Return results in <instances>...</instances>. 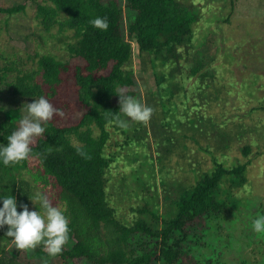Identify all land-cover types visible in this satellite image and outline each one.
<instances>
[{
    "label": "rangeland",
    "instance_id": "obj_1",
    "mask_svg": "<svg viewBox=\"0 0 264 264\" xmlns=\"http://www.w3.org/2000/svg\"><path fill=\"white\" fill-rule=\"evenodd\" d=\"M23 1L0 0V7ZM192 2L199 21L188 55L179 62L180 74L159 90H149L153 95L147 88L153 86L154 73L167 74L176 65L153 70L148 56L131 41L128 66L135 71L141 97L146 94L148 103L160 108L159 120L151 117L147 122L130 121L123 129L109 128L104 151L111 159L108 202L120 221L133 220L135 210L145 204L169 218L180 190L210 172L214 161L226 168L249 162L243 183L234 177L223 179L217 191L223 211L210 218V231L199 244L191 242L190 255L195 264H264V234L252 230V221L264 212V0ZM36 5L11 15L0 12V68L5 75L0 82V124L14 121L15 128L26 114L27 100L10 92L8 84L22 72L35 70L42 55L75 62L66 51L72 33L58 25L46 28L36 19ZM169 91L172 98L167 100L163 93ZM40 175L33 160L26 174L31 199L37 193L47 196L69 220L60 187L51 177ZM32 202L30 210H40L39 201ZM72 245L68 237L64 248ZM0 247L17 262L41 264L32 259L33 249H17L4 241ZM132 249L137 252L135 244Z\"/></svg>",
    "mask_w": 264,
    "mask_h": 264
},
{
    "label": "trees",
    "instance_id": "obj_2",
    "mask_svg": "<svg viewBox=\"0 0 264 264\" xmlns=\"http://www.w3.org/2000/svg\"><path fill=\"white\" fill-rule=\"evenodd\" d=\"M38 1L24 0L10 8L0 7V12L20 13L37 3L36 19L46 28L58 25L60 30L72 33L66 51L75 62L42 55L35 70L22 72L8 84L10 92L26 98L27 103L43 96L55 108L63 109L64 115H54L46 122L45 133L32 142V153L26 160L7 166L0 163V196H14L18 212L22 205L30 209L31 187L26 174L34 160L42 171L39 177H51L61 189L70 213L68 237L73 245L57 255H49L43 245H38L33 248L32 259L41 264H51L52 260L58 264H185L184 259L186 264H195L190 255L191 242L203 240L210 231V218L224 208L217 198L220 184L225 177L243 183L249 162L226 168L214 161L210 172L180 190L173 201L172 217L166 218L145 204L135 210L133 220L120 221L107 198L111 159L104 153L109 128L123 129L120 121L130 122L119 111L117 94L134 96L142 104L145 101L154 110L151 117L159 120L160 108L153 100L148 103L151 99L146 94L141 97L135 71L128 66L131 41L148 56L153 70L176 65L167 74L162 70L154 73L153 86L147 88L150 95L149 90H159L162 83L180 74L179 62L188 55L199 21L192 0ZM98 16L107 17L106 31L90 23ZM198 64L188 71L195 72ZM4 79L0 68V82ZM163 94L167 100L172 98L170 91ZM13 130L14 121L0 124V144L7 143ZM248 153L244 148L243 154ZM6 231L7 226L0 229V242L10 244ZM0 264L22 263L0 247Z\"/></svg>",
    "mask_w": 264,
    "mask_h": 264
},
{
    "label": "clouds",
    "instance_id": "obj_3",
    "mask_svg": "<svg viewBox=\"0 0 264 264\" xmlns=\"http://www.w3.org/2000/svg\"><path fill=\"white\" fill-rule=\"evenodd\" d=\"M90 23L97 29L106 31L109 27L107 17H96ZM119 96V111L130 121L147 122L153 114V108L142 104L134 96L124 93ZM26 105V114L19 120V125L7 137L6 144H0V163L7 166L26 160L32 153L35 138L45 133V124L54 115L63 117V109L55 108L43 96L33 99ZM128 120H121V126H126ZM32 199L38 200L40 210H30L22 205L17 211L14 196H0V229L7 226L5 234L11 238L12 244L21 250H30L43 245L49 255L62 252L69 233V220L65 213L53 206L47 196L37 193ZM32 199L31 202H32ZM33 204V202H32ZM34 205V204H33ZM252 230L264 234V214L257 215L252 221Z\"/></svg>",
    "mask_w": 264,
    "mask_h": 264
}]
</instances>
